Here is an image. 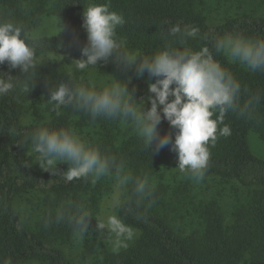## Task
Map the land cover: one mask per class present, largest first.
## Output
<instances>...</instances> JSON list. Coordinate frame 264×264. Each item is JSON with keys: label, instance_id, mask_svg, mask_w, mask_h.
Segmentation results:
<instances>
[{"label": "trees", "instance_id": "obj_1", "mask_svg": "<svg viewBox=\"0 0 264 264\" xmlns=\"http://www.w3.org/2000/svg\"><path fill=\"white\" fill-rule=\"evenodd\" d=\"M89 2L107 3L110 10L123 14L126 22L116 33L129 54L150 56L166 42L180 47L176 37L166 35L172 25L198 29L197 36L188 38L183 47H208L214 59L239 82L241 107L252 101L247 113L229 110L225 114L223 123L231 128V135L218 137L214 146L209 145L211 156L205 176L235 180L246 190V196L234 208L230 224L218 202L208 200L190 230L181 226L178 215L171 212L176 211L177 202H184L188 192H174L161 179L164 162L177 156L171 145L157 151L153 142L145 149L134 133L121 128L119 120L92 119L86 111L71 105L62 107L57 115L47 102L51 87L47 85L70 83L69 79L87 85L84 70L72 68L70 73L60 74L55 82L47 84L45 70L42 68V73L36 69L37 78L31 81L28 92L18 86L0 97V264H76L62 249L76 243L73 228L67 219L55 222L56 212L69 204H83L91 214L86 218L88 232L80 241L84 248L78 254L81 261L90 258L96 264H240L248 260L249 264H264V158L251 152L248 144L250 131L264 141V71L253 72L230 63L215 48L217 38L224 34L264 38V17L242 13L220 24H209L198 9L199 0H0V20L22 25L28 35L39 34L38 57L53 54L69 64L84 58L81 49L87 44V33L82 27V13ZM48 5L59 19L61 31L42 35L38 28ZM95 68L99 74L129 81L127 90L140 101L154 95L148 90L149 82L115 56L107 62L98 61ZM0 73L20 78L24 75L7 62L0 65ZM41 93L45 95V112H36V119L26 122L25 102L32 94ZM144 103L150 106L147 99ZM161 117L158 133H169L174 139L176 129L162 114ZM41 126L73 128L102 154L124 160L133 176L147 174L151 178L155 187L150 197L137 203L129 184L118 206V217L138 231L127 248L109 250L96 230V207L102 194L109 190L111 177H102L95 184L85 179L69 182L59 175L67 167H56L52 172L37 169L29 162L31 136ZM20 199L26 200L31 209L23 210Z\"/></svg>", "mask_w": 264, "mask_h": 264}, {"label": "clouds", "instance_id": "obj_2", "mask_svg": "<svg viewBox=\"0 0 264 264\" xmlns=\"http://www.w3.org/2000/svg\"><path fill=\"white\" fill-rule=\"evenodd\" d=\"M82 15V27L87 33V44L81 49L84 58L74 59L71 63L84 70L115 56L125 67L135 65L138 75L146 71L156 77L155 82L148 84L149 92L154 95L137 103L133 93L127 90L129 81L110 74L106 80L90 81L87 85L69 79L70 83L60 82L49 87L47 102L52 105V111L59 115L62 107L71 105L83 109L92 119L103 117L119 120L124 126L130 125L145 149L153 142L157 151L171 145L177 154L176 168L193 182L202 181L211 156L209 145L214 146L218 137L231 135V128L223 123L225 114L229 110L247 113L252 104L251 100L242 107L239 104V82L214 59L208 47L199 50L183 47L188 38L197 36L196 27L170 26L166 35L176 37L180 47L166 42L162 49L145 56L129 54L125 50L124 41L118 39L116 33V29L125 24V18L122 13L110 10L109 4L89 3L83 7ZM39 40V34L28 35L22 25L0 20V65L7 62L10 68H19L24 74L20 78L0 73V97L15 91L18 86L29 91L34 69L43 60L37 55ZM215 48L230 63H238L253 72L264 71V38L224 34L217 38ZM145 99L150 102V107L142 110ZM161 113L163 119L176 129L174 139L169 133H158ZM29 156L42 169L52 172L56 171L59 162H66L67 169L59 175L69 182L85 179L95 184L102 177H111L120 189L131 184L137 203L150 197L155 187L147 174L133 176L124 160L102 154L70 127H39L31 136ZM88 217L91 214L83 204H69L56 212L55 222L67 219L74 237L82 241L88 232ZM97 227L106 228L113 234V252L127 248L135 236L134 230L115 214L109 215L104 223L98 222Z\"/></svg>", "mask_w": 264, "mask_h": 264}, {"label": "rangeland", "instance_id": "obj_3", "mask_svg": "<svg viewBox=\"0 0 264 264\" xmlns=\"http://www.w3.org/2000/svg\"><path fill=\"white\" fill-rule=\"evenodd\" d=\"M198 9L203 13L207 22L209 24H220L228 17L239 15L242 13H250L253 15H259L264 17V0H199ZM90 3V2H89ZM86 7L88 6V4ZM50 5L43 13L41 17L40 26L38 32L42 35H53L61 28V23L59 19L50 11ZM59 21V24H58ZM40 58L43 60L36 66L34 71L37 69L39 72L43 68L45 70V77L47 84L55 82L60 74H67L71 72V69H77L74 63L64 64L61 59L53 54L43 55ZM136 69V66L133 65ZM137 70V69H136ZM84 76L88 82H97L101 80H106L107 75L99 74L95 67H89L84 69ZM143 79L149 83L155 82L156 77L150 76L146 71L141 75ZM36 71L34 79H36ZM33 79V80H34ZM54 84L47 85L53 86ZM45 98L44 93L32 94L30 98L25 102V121L33 122L36 119L37 113H44L45 109H42V99ZM134 98V97H133ZM137 103L140 100L134 98ZM150 107L149 105L143 103L142 110ZM37 112V113H36ZM162 114V113H161ZM121 128L127 130L130 133H134L132 127L124 126L121 123ZM248 144L251 152L264 158V141L260 139L258 134L254 131H250L248 134ZM31 155V149L29 151ZM29 162L35 165L37 169H42L37 162L29 156ZM177 156L166 160L163 164L161 179L165 186L173 189L174 192H180L182 189H186L188 192V197L181 204L178 203L176 211L173 209L171 215H178V224L189 229L193 227L198 218L201 207L203 203L208 200L217 201L219 207L224 214L226 222L229 224L232 222L233 210L237 206V203L243 201L246 196V190L235 180H221L218 177L204 176V179L200 182H193L192 180L186 178L177 167ZM56 167H68L66 162H59ZM109 190L102 194L100 197L97 207L96 216L99 223H104L107 217L111 214L117 215V209L119 204L123 201L125 196V189H120L116 186V182L113 178H110ZM157 181V178L154 179ZM19 205L23 206L25 211L31 209V205L23 199L18 200ZM17 201V202H18ZM132 228V227H131ZM135 232L134 239L128 242L131 244L138 236V231L132 228ZM98 236L106 244L107 248L112 251L114 236L108 230L100 229L96 227ZM190 230V229H189ZM187 230V231H189ZM123 248V247H122ZM68 257H70L76 264H96L93 259H88L86 261L79 260L78 254L82 251L83 244L77 240L76 243L71 245H66L62 248ZM121 249V248H120ZM27 264H35V262H30ZM240 264H249L248 260H244Z\"/></svg>", "mask_w": 264, "mask_h": 264}]
</instances>
